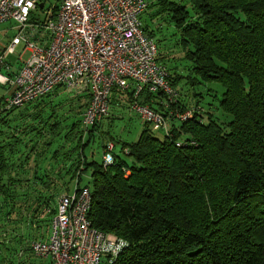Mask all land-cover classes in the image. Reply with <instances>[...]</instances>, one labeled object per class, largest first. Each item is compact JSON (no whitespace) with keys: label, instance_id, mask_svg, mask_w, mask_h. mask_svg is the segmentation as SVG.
<instances>
[{"label":"trees","instance_id":"16d2710c","mask_svg":"<svg viewBox=\"0 0 264 264\" xmlns=\"http://www.w3.org/2000/svg\"><path fill=\"white\" fill-rule=\"evenodd\" d=\"M146 1L143 32L161 35L156 20L172 26L190 63V84L215 82L222 88L208 105L213 110L172 123L171 136L162 139L144 124L137 141L120 142L132 162L116 157L104 167L92 152L85 154L100 122L84 130L80 119L68 122L58 115L66 106L82 116L87 97L54 108L50 93L22 109L0 107V215L9 207L4 219L14 226L20 222L13 223L15 187L30 180L18 155L28 150L32 182L45 185L41 197L30 192L23 203L33 222L42 209L51 222L56 189L78 191L89 172L82 187L90 191V226L126 243L103 264H264V0H188L189 9L171 0ZM157 61L165 66L159 53ZM167 72L181 110L191 106L186 95L194 109L201 108V94H182L178 84L184 77L172 68ZM123 95L114 89L110 105ZM62 172L69 179L59 187L53 181Z\"/></svg>","mask_w":264,"mask_h":264},{"label":"built area","instance_id":"2783aa9c","mask_svg":"<svg viewBox=\"0 0 264 264\" xmlns=\"http://www.w3.org/2000/svg\"><path fill=\"white\" fill-rule=\"evenodd\" d=\"M147 6L146 0H55L53 6L46 0H0V25L13 23L0 68L17 46L29 53L15 75L0 73V86L8 89L4 109L60 88L87 97L81 116L86 130L108 116L117 89L130 94L129 112L152 132L171 136L172 123L185 122L204 108L181 110L180 94L157 61V45L142 30L140 18ZM113 149L112 143L105 145L104 167L114 162ZM90 203L87 187L61 194L48 238L32 241L31 252L52 264L111 263L126 243L90 226Z\"/></svg>","mask_w":264,"mask_h":264},{"label":"rangeland","instance_id":"374dc122","mask_svg":"<svg viewBox=\"0 0 264 264\" xmlns=\"http://www.w3.org/2000/svg\"><path fill=\"white\" fill-rule=\"evenodd\" d=\"M177 2H181L182 5H185L188 9L190 7V3L188 0H173ZM55 0H46V5L51 4L54 5ZM142 25L145 24V15L141 17ZM155 27H160L161 35L155 34L152 37V40L155 42V44L158 47V53L162 55L163 61L165 63L166 69L172 68L173 71L184 77V80L178 84V89L181 87L183 88V91L181 90V93L186 95L185 93L190 94L193 96L194 94H201L202 100L200 102V105L204 108L202 110L207 111L206 109L210 108L213 110V107L208 106L211 102H213L214 95H220L222 88L219 84L215 82H202L201 84L192 86L190 84V81L188 77H192V73L190 71V63L183 59V54L180 52V49L175 41L176 37L172 36L174 30L172 26H166V25H157V23H154ZM13 23H5L3 25H0V53L9 45L11 40V35L13 34ZM161 36H164V40ZM164 55H167L165 58ZM29 56L28 52H23L22 45H19L15 48V53L13 55H9L6 60H10L11 63L18 65V63H23ZM188 82L187 84L185 82ZM186 85H185V84ZM186 88V90H185ZM8 89L7 87H1L0 86V94H3L5 92V95L7 93ZM185 91V92H184ZM184 92V93H183ZM186 95L185 100L189 102L191 106H193V100L187 97ZM77 97H80L76 95L74 92L71 91H65L63 89L54 90L52 92V95L49 98V101H51V105H53L54 108L61 107L62 104H66L68 102L74 101ZM184 98V97H183ZM195 99H198V96L195 97ZM78 104H83L84 100L81 99ZM75 102V101H74ZM187 102V103H188ZM214 104V102H213ZM57 105V106H55ZM72 106H77V104L73 103ZM120 106V105H119ZM110 106V117L102 118L100 121V124H98L97 131L95 132V137L93 138V141L85 148V154L89 156V154H93V160L95 161H101L102 159V153L103 148L102 146H105L107 143H112L114 146L112 155L114 158L119 157L121 160L127 162L128 164L132 162V158L129 157L125 151H121L120 142L124 143H133L137 141L139 134L141 133V130L144 126V123L137 118V116L128 111L127 105L124 106ZM0 107H3V100L1 101ZM48 107V106H47ZM51 107V106H49ZM4 108V107H3ZM23 107H19L18 109H22ZM68 108L70 107H62V111L59 110L58 115L62 114L68 116V122L76 121V119L81 120V115H78L76 113V110H72L71 112L68 111ZM75 108V107H74ZM219 112V111H218ZM220 113V112H219ZM108 114V115H109ZM112 115V117H111ZM221 115V114H220ZM17 125L19 123H15ZM108 133V134H107ZM155 137L158 139L163 138V134L161 132H152ZM111 139H110V138ZM86 138V137H85ZM118 141V143H117ZM19 161L22 165L25 166L26 172L28 178L30 181L25 185L16 186L15 189L17 194L19 195L15 202H17L16 206V217L13 220V223H16L18 221L19 224L10 225L9 221H6L4 219V213L9 209V207H6L3 209L2 214L0 215L1 224H0V264H26L24 261H26L25 258H19L17 253L19 248L29 244V241L36 238L38 232H45L48 221L47 214H43L44 216L41 217L42 223H40V226L37 229L32 228V225L35 223V220L33 222V219L30 217V215H27L25 212V207L23 206V203H27L32 198V194L30 192H33L36 194V197L40 196L43 192V187L45 185H42L40 181H36V183L32 182L33 177V154H31L28 150L26 152H23L22 154H19ZM27 156H29L27 158ZM27 158V159H26ZM27 162V163H26ZM62 176V177H60ZM89 172H87L85 175H83V180L80 183V186H83L87 181H89ZM54 177V181L57 186L60 187V185L66 181H68V176L63 175V172L61 175ZM75 181L71 182L70 187L71 189L74 187ZM24 184V182H23ZM62 190V189H61ZM27 193H29L27 195ZM65 192L60 191L58 188L56 189V195H54L53 202L50 203L51 207L55 206V202L57 198ZM41 197V196H40ZM8 199V198H7ZM27 199V200H26ZM9 200V199H8ZM21 205V206H20ZM26 205V204H25ZM19 206L21 207L19 209ZM28 207H26V210L28 211ZM43 210V209H42ZM28 213H31V211H28ZM47 213V211H46ZM27 215V216H25ZM13 219V217H11ZM12 221V220H11ZM50 229V226H49ZM38 231V232H37ZM25 259V260H24Z\"/></svg>","mask_w":264,"mask_h":264},{"label":"crops","instance_id":"0c3cea01","mask_svg":"<svg viewBox=\"0 0 264 264\" xmlns=\"http://www.w3.org/2000/svg\"><path fill=\"white\" fill-rule=\"evenodd\" d=\"M173 1V0H171ZM177 2V1H176ZM157 25L161 26L163 25V23L160 20H156ZM165 25V24H164ZM167 26V25H166ZM162 30V29H161ZM174 30V29H173ZM12 36V35H11ZM173 36V35H172ZM176 37V36H175ZM161 38L164 39V36H162ZM158 48V47H157ZM165 57H167V55H165ZM24 62V61H23ZM22 65L21 63H18V65L11 63L10 60H5L4 65L2 66V68H0V73L3 75H7V76H13L16 74V72L18 71L19 67ZM4 87V86H1ZM52 93V92H51ZM129 94V93H128ZM5 96V92L3 94H0V100ZM129 96L124 93L123 96H121L120 98H118L117 101V105L115 106H124L127 105V107L129 106V101H128ZM147 100V99H146ZM84 103V102H83ZM111 106V105H110ZM119 106V107H120ZM111 109V108H110ZM108 118L110 117V114L107 116ZM112 117V115H111ZM106 118V117H105ZM46 214V212H44V210L41 211V213L37 216L35 220V222H40L41 221V217H43V214ZM39 223V224H40ZM34 227H36V224H33ZM38 226V225H37ZM49 226H50V222H48V225L46 228V231L43 232H38L36 238L34 240H46L48 238L49 235ZM31 241V240H30ZM29 244L27 243L26 245L22 246L19 248L17 255L19 258H25L26 261H24L26 264H52L51 260L49 258H41V257H36L35 255L32 254V252L29 250ZM24 259V260H25Z\"/></svg>","mask_w":264,"mask_h":264},{"label":"water","instance_id":"95a60500","mask_svg":"<svg viewBox=\"0 0 264 264\" xmlns=\"http://www.w3.org/2000/svg\"><path fill=\"white\" fill-rule=\"evenodd\" d=\"M39 8H42V4H39Z\"/></svg>","mask_w":264,"mask_h":264}]
</instances>
